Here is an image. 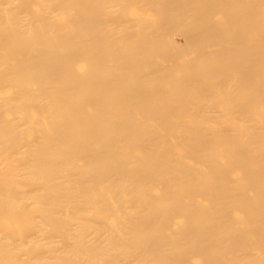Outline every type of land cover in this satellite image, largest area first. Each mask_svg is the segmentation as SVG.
Listing matches in <instances>:
<instances>
[{
  "label": "bare ground",
  "instance_id": "obj_1",
  "mask_svg": "<svg viewBox=\"0 0 264 264\" xmlns=\"http://www.w3.org/2000/svg\"><path fill=\"white\" fill-rule=\"evenodd\" d=\"M0 264H264V0H0Z\"/></svg>",
  "mask_w": 264,
  "mask_h": 264
}]
</instances>
